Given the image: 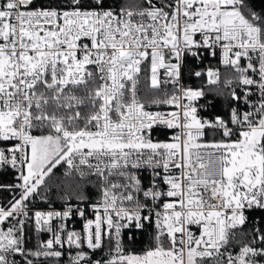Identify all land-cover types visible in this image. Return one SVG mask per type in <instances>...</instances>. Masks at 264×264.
<instances>
[{
    "label": "snow or ice",
    "instance_id": "6c2138e0",
    "mask_svg": "<svg viewBox=\"0 0 264 264\" xmlns=\"http://www.w3.org/2000/svg\"><path fill=\"white\" fill-rule=\"evenodd\" d=\"M0 264H264V0H0Z\"/></svg>",
    "mask_w": 264,
    "mask_h": 264
}]
</instances>
